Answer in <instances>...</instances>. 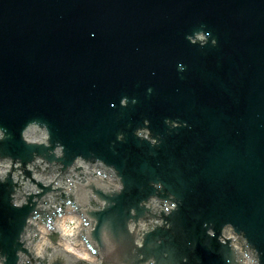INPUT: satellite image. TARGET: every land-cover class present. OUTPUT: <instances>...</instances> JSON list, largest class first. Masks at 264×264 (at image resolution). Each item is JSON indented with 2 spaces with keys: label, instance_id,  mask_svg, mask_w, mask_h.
<instances>
[{
  "label": "water",
  "instance_id": "obj_1",
  "mask_svg": "<svg viewBox=\"0 0 264 264\" xmlns=\"http://www.w3.org/2000/svg\"><path fill=\"white\" fill-rule=\"evenodd\" d=\"M0 161V264H264V0H0Z\"/></svg>",
  "mask_w": 264,
  "mask_h": 264
},
{
  "label": "bare ground",
  "instance_id": "obj_2",
  "mask_svg": "<svg viewBox=\"0 0 264 264\" xmlns=\"http://www.w3.org/2000/svg\"><path fill=\"white\" fill-rule=\"evenodd\" d=\"M84 248L86 249L85 244H83ZM78 245L74 243H70L66 248L76 251L79 254V251L77 249Z\"/></svg>",
  "mask_w": 264,
  "mask_h": 264
}]
</instances>
